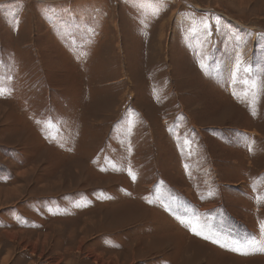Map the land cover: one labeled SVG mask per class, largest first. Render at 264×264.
I'll list each match as a JSON object with an SVG mask.
<instances>
[{
  "label": "rangeland",
  "instance_id": "rangeland-1",
  "mask_svg": "<svg viewBox=\"0 0 264 264\" xmlns=\"http://www.w3.org/2000/svg\"><path fill=\"white\" fill-rule=\"evenodd\" d=\"M3 176L11 264H264V0H0Z\"/></svg>",
  "mask_w": 264,
  "mask_h": 264
},
{
  "label": "crops",
  "instance_id": "crops-1",
  "mask_svg": "<svg viewBox=\"0 0 264 264\" xmlns=\"http://www.w3.org/2000/svg\"><path fill=\"white\" fill-rule=\"evenodd\" d=\"M19 174L20 175L17 174V176H14L13 179H16V178L19 179L20 177H24V178L27 177L25 174H21L20 172H19ZM7 178L8 177H4V176L2 178H0V200H1V204L6 203V205L10 201L14 202L15 200L20 199L24 195V190L18 184L17 185H15L14 183H12V184H4L5 181H7ZM13 207H15V206H13ZM124 210H125V208H124ZM8 214L11 217L12 211L9 212ZM93 215H96V217H97L98 213L97 214L94 213L93 210L92 211L89 210L87 212H82V208L81 209H76V211L74 212L73 217L72 218L69 217L68 220H66L65 214H63L64 217H62L63 219L61 218V222H63V224L65 226L64 227V229H65V231H64L65 232L64 239L66 240L65 247H67L70 243L75 242L76 238L78 239V237H79L78 242H76V244L79 246V251L78 252L79 253L81 252L82 245L84 244V241L86 239L91 238V237H89V235L92 234L93 228L95 226L98 228V225H99L98 221L97 222L93 221V219H92V217H94ZM88 217H90V218H88ZM85 219H87V220L85 221ZM51 223H53V221ZM85 223H86L87 227H85V225H83ZM25 228H27V229H25ZM51 228L52 227L49 228L50 233L52 231ZM4 230H6V232L3 233ZM4 230L1 232V234L4 236L5 233H6L7 237H10L11 240H6V241H3V242L0 243V264H7V263L11 264L15 260L16 256L15 257L13 256L12 259H9L10 258L9 256L11 255V252L14 253V251H15L14 243L17 240H19L20 234L25 233V231L27 233H29L30 236H32V234H33V238L30 241V243L35 244L36 243V236H35L36 232L34 230H31L29 227H19V228H9V227H7ZM66 232H67V234H66ZM84 232L86 233V237L83 236ZM13 234H15V235H13ZM67 235H68V237H67ZM69 236H71L70 239H72L73 242H71L69 240ZM28 245H25V246H23L22 249L17 250L16 251L17 252L16 255H18L19 253L20 254L21 253L29 254L30 252H31V254H33L34 251L32 253V251H30V248H29ZM68 248L69 247L65 248V250L62 251L63 258H62L61 262L64 261V260L67 261V259H68L67 254L70 253V252H68ZM5 251H7V252H5ZM68 261H67V264H69V262L72 261V260H70L69 262Z\"/></svg>",
  "mask_w": 264,
  "mask_h": 264
}]
</instances>
